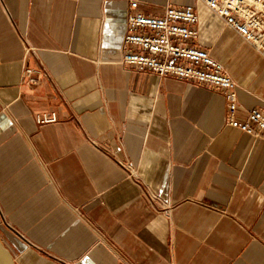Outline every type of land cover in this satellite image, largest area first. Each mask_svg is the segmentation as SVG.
<instances>
[{"label":"crops","instance_id":"crops-1","mask_svg":"<svg viewBox=\"0 0 264 264\" xmlns=\"http://www.w3.org/2000/svg\"><path fill=\"white\" fill-rule=\"evenodd\" d=\"M129 1L0 0V236L18 264H264V136L217 88L122 65ZM139 3L194 6L237 119L264 103V58L200 0Z\"/></svg>","mask_w":264,"mask_h":264},{"label":"built area","instance_id":"built-area-1","mask_svg":"<svg viewBox=\"0 0 264 264\" xmlns=\"http://www.w3.org/2000/svg\"><path fill=\"white\" fill-rule=\"evenodd\" d=\"M200 1L264 58V0ZM199 20L192 5L167 6L162 14L152 15L140 9L139 0H130L121 64L131 71L217 88L227 100V124L254 136H264V103L251 108L246 121L237 119V82L226 65L199 44ZM27 51L32 53L34 48L28 44ZM25 79L36 83L39 77L33 69H26ZM57 119L55 113L37 116L39 123ZM135 176L136 172H129V177ZM149 197L154 202L155 196L149 193Z\"/></svg>","mask_w":264,"mask_h":264},{"label":"water","instance_id":"water-1","mask_svg":"<svg viewBox=\"0 0 264 264\" xmlns=\"http://www.w3.org/2000/svg\"><path fill=\"white\" fill-rule=\"evenodd\" d=\"M0 264H18L17 258L9 244L0 236Z\"/></svg>","mask_w":264,"mask_h":264}]
</instances>
